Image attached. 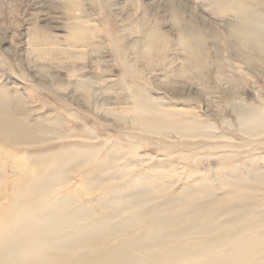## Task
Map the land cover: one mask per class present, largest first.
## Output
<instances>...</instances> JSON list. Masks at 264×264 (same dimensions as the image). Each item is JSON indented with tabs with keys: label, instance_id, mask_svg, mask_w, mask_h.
Instances as JSON below:
<instances>
[{
	"label": "rangeland",
	"instance_id": "374dc122",
	"mask_svg": "<svg viewBox=\"0 0 264 264\" xmlns=\"http://www.w3.org/2000/svg\"><path fill=\"white\" fill-rule=\"evenodd\" d=\"M246 2L261 26L238 38L243 19L230 0H0V99L29 126L45 122L63 134L46 135L39 152L83 142L101 158L122 145L126 180L150 191L143 211L212 198L264 210V130L244 126L248 115L264 114V0ZM140 103L199 130L141 138L132 121ZM6 158L2 193L12 177ZM92 165L72 173L63 193L82 188ZM92 205L96 216L113 211Z\"/></svg>",
	"mask_w": 264,
	"mask_h": 264
},
{
	"label": "bare ground",
	"instance_id": "6f19581e",
	"mask_svg": "<svg viewBox=\"0 0 264 264\" xmlns=\"http://www.w3.org/2000/svg\"><path fill=\"white\" fill-rule=\"evenodd\" d=\"M230 1L243 19L235 34L247 38L261 23L246 0ZM8 102L0 99V162L12 160V177L2 176L7 183L5 193L0 192V199L8 201L0 203V264H264V210L225 208L212 198L193 206L169 199L143 211L150 191L126 180L129 172L118 163L122 145L101 158L98 148L83 142L39 152L41 145L49 144L46 135L63 134L45 122L29 126ZM263 115L246 117L248 132L264 130ZM172 116L140 103L132 121L141 138L148 133L191 135L199 130L195 122ZM87 162H93V169L82 176L85 185L75 193H63L70 175L82 172ZM5 167L6 163L0 170ZM121 183L133 187L123 193L114 186ZM105 187L110 189L104 196L82 202L88 193ZM255 196L251 195L253 204L259 205ZM92 203L113 211L96 216ZM130 209L131 216L125 215Z\"/></svg>",
	"mask_w": 264,
	"mask_h": 264
}]
</instances>
